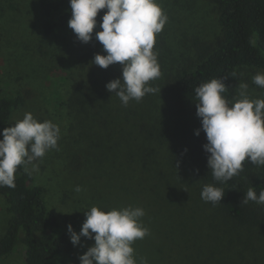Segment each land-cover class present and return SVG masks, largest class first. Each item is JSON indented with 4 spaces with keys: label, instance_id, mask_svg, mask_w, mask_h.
<instances>
[{
    "label": "rangeland",
    "instance_id": "1",
    "mask_svg": "<svg viewBox=\"0 0 264 264\" xmlns=\"http://www.w3.org/2000/svg\"><path fill=\"white\" fill-rule=\"evenodd\" d=\"M157 3L168 20L156 34L153 49L158 53L161 76L149 83L160 89L167 76L194 61L193 42H216L221 26L211 0ZM70 18V4L61 0H0V92L29 93L5 128L28 112L40 122L50 120L59 125V150H50L37 161L38 172L32 171L31 165L27 171L43 190L49 210L59 218L61 231L69 236L67 226L71 224L79 233L84 213L92 206L108 211L131 205L144 209L142 223L150 230L144 239L132 244L137 264L142 260L147 264H264V230L240 228L225 220L216 205L201 199L204 184L189 175L187 153L185 160L178 155L176 163L177 155L172 154L169 144L184 148V137L174 134L178 123L164 115L159 92L123 106L115 93L106 89L108 82L122 78L120 63L107 69L92 63L96 54L107 55L95 39V32L102 29L98 25L92 41L82 43L68 27ZM46 23L51 26L49 32ZM257 73L264 71L245 69L237 80L248 85L250 99H264V88L252 82ZM91 77L99 81L97 100L91 108L99 120L95 127L100 129L104 144L113 145L110 152L115 154L102 163L93 157L87 161L89 151L94 150H88L89 142L80 134L92 131L63 105L73 87ZM238 84L233 98H238ZM195 122L189 121L188 128L193 129ZM142 123L160 129L163 141L141 134ZM184 124L180 123V128ZM121 141L125 147L116 151L115 144ZM76 155L84 163L80 169L70 164ZM76 186L82 191L77 193ZM8 221L7 202L0 195V238ZM93 245L94 240L81 237V244L74 246L76 257ZM0 264H25L24 247L18 244Z\"/></svg>",
    "mask_w": 264,
    "mask_h": 264
},
{
    "label": "clouds",
    "instance_id": "2",
    "mask_svg": "<svg viewBox=\"0 0 264 264\" xmlns=\"http://www.w3.org/2000/svg\"><path fill=\"white\" fill-rule=\"evenodd\" d=\"M71 18L68 27L82 43L93 39L98 26L100 10L107 9L95 32L107 55L96 54L92 63L107 69L117 62L122 66V78L106 84L123 106L135 100L140 102L146 95L160 90L150 81L161 76L158 53L153 51L156 34H159L168 17L157 0H69ZM251 44L255 46V41ZM225 78L211 79L195 88L196 115L201 118L202 130L207 143L203 145L207 166L216 181L227 182L243 171L246 160L264 166V99H250L248 85L238 84V98L229 100ZM252 82L264 88V73H257ZM0 135V187H15L17 170L28 165L39 171V163L53 149H58L61 136L59 125L50 120L43 122L28 112L13 126L3 129ZM186 151V150H185ZM77 193L82 191L76 186ZM225 193L211 184L202 187L201 199L213 206L221 203ZM249 201L264 205V190L257 195L250 187L241 205ZM85 221L79 233L72 225L67 226L73 246L81 244V237L94 240V245L79 257L80 264H137L132 244L150 234L142 223L145 211L131 205L105 211L92 206L84 213ZM95 234V235H93ZM141 264H147L142 260Z\"/></svg>",
    "mask_w": 264,
    "mask_h": 264
},
{
    "label": "trees",
    "instance_id": "3",
    "mask_svg": "<svg viewBox=\"0 0 264 264\" xmlns=\"http://www.w3.org/2000/svg\"><path fill=\"white\" fill-rule=\"evenodd\" d=\"M68 3L69 0H61ZM214 4L221 26V35L214 43L195 40L192 44L195 59L187 66L167 76L160 85V99L162 110L169 121L178 123L173 130L174 134L184 137V148L169 144L170 149L178 155L187 153L188 162L185 166L189 175L201 184H211L224 190L221 203L216 204L217 212L225 220L235 226L247 229L264 230V205L249 201L241 205V201L250 187H254L257 195L264 190V166H257L249 161L243 162V171L227 182L216 181L207 166V157L203 145L207 143L206 134L202 129L201 118L196 115L195 88L209 82L211 79L225 78L228 91L224 93L229 100L233 99L241 72L245 69H259L264 71V0H211ZM107 9L100 10L97 16L98 25ZM46 14H51L46 9ZM64 19H62L63 21ZM64 20L62 23H65ZM50 31L49 23L45 25ZM255 41V46L251 41ZM96 74L93 72L92 77ZM90 78L87 83H79L73 87L68 99L63 105L72 109L77 118L88 126V130L80 134L89 142V156L96 158L100 163L109 160L113 145L104 144L99 128L95 127L99 121L97 115L92 114V106L97 100L99 81ZM29 93L10 95L0 92V133L8 125L15 110L22 107ZM184 126L180 128V123ZM189 121H196L193 129H189ZM99 129V130H98ZM141 134L147 139L161 140L162 131L150 128L145 123L139 125ZM104 135V134H103ZM111 133L107 134V138ZM0 139L3 136L0 135ZM103 141V142H102ZM116 145V151L124 146L121 141ZM184 149V150H182ZM87 150V151H88ZM186 150V151H185ZM99 151V152H97ZM110 155V156H109ZM74 169L84 165L78 155L71 159ZM0 195L7 202L9 221L4 235L0 238V260L9 256L18 244L25 250V264H80L75 255V247L70 242L67 233L61 231L59 218L53 214L45 201L43 190L36 184L34 175L25 171L21 166L16 173L15 187H0Z\"/></svg>",
    "mask_w": 264,
    "mask_h": 264
}]
</instances>
